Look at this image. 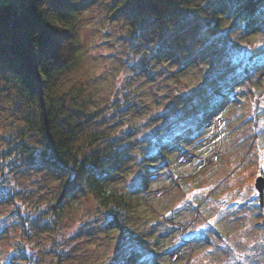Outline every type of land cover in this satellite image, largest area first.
<instances>
[{
  "label": "rangeland",
  "instance_id": "374dc122",
  "mask_svg": "<svg viewBox=\"0 0 264 264\" xmlns=\"http://www.w3.org/2000/svg\"><path fill=\"white\" fill-rule=\"evenodd\" d=\"M79 1L74 18L81 61L59 76L55 96L83 104L78 120L98 111L88 127L108 131L114 143L125 139L129 126L137 143L152 130L179 133L181 149L168 147L169 161L157 155L148 188L136 192L141 216L161 220L143 227L134 221L131 230L107 227L110 216L83 190L55 215L50 202L63 176L24 163L21 144L38 151L39 137L22 135L26 98L1 73L0 258L11 261L9 248L12 261L22 263V246L29 264H118L153 233L159 251L140 256L138 261L151 256L145 264H264V197L260 205L255 187L264 175V70L257 66L243 82L229 85L250 54L264 57V15L255 30L228 33L225 19L208 35L207 23L224 14L212 0H145L137 17L134 7L129 17L115 13L113 0ZM222 86L233 97L193 135L192 123L179 116L190 118L187 104L215 100L212 91ZM139 180L132 168L114 185L125 192ZM14 205L27 214L29 235L8 213Z\"/></svg>",
  "mask_w": 264,
  "mask_h": 264
},
{
  "label": "trees",
  "instance_id": "16d2710c",
  "mask_svg": "<svg viewBox=\"0 0 264 264\" xmlns=\"http://www.w3.org/2000/svg\"><path fill=\"white\" fill-rule=\"evenodd\" d=\"M144 1L113 0L114 12L129 17L134 7L137 9L134 17L140 16V6ZM79 2L0 0V74L10 75L26 98L27 111L22 135H37L40 141L38 151L35 146L21 144L25 153L24 163L29 167L44 166L61 172L60 186L50 202L55 215L62 212L63 205L76 191L83 190L110 216L107 227L131 230L135 226L134 221L141 227L150 220L157 219L159 222L160 217L141 216V195L136 192L148 188V181L156 168L153 160L157 155L169 161L168 147L181 149L176 138L179 133L163 135L161 130H152L146 133L147 138L137 143L130 134L135 128L129 126L124 132L125 139L114 143L109 139L108 131L88 127L89 122L99 116L98 111H92L90 116L78 120L75 114L84 109L83 104L71 99V105H68L61 96H55L59 90V76L81 61L79 29L74 18ZM211 4H216L215 9L224 14H220L215 23H207L205 32L208 35L217 32L225 19L229 23L228 33L239 29L245 33L255 30L260 26L259 17L264 15V0H212ZM158 18L153 15V20ZM257 66L264 70V57L259 59L250 54L243 68L236 69L231 75L229 85L243 82ZM212 92L216 101H194L187 104L193 115L190 118L179 116L183 123H192V132L196 133L214 109L233 97L224 86ZM106 141L107 145L102 146ZM132 168L137 169L140 180L134 183L130 191L119 190L114 181L130 173ZM188 181L193 184L195 176ZM8 213L16 217L24 234L29 235V219L20 205H14ZM127 219L132 224L129 221L127 224ZM8 233L11 234V231ZM144 239L145 242L138 241L139 246L118 264H145L151 256L138 261L140 256L145 253L155 256L159 251L158 234L149 233ZM151 239L153 243L149 246ZM19 248L22 250V263L29 264L31 258L26 249L22 246ZM11 253L12 250L8 248L6 259L11 261L4 263L0 258V264H22L12 261Z\"/></svg>",
  "mask_w": 264,
  "mask_h": 264
},
{
  "label": "water",
  "instance_id": "95a60500",
  "mask_svg": "<svg viewBox=\"0 0 264 264\" xmlns=\"http://www.w3.org/2000/svg\"><path fill=\"white\" fill-rule=\"evenodd\" d=\"M255 187L259 192L260 203L262 205L263 204V197H264V175H258L256 177Z\"/></svg>",
  "mask_w": 264,
  "mask_h": 264
},
{
  "label": "built area",
  "instance_id": "2783aa9c",
  "mask_svg": "<svg viewBox=\"0 0 264 264\" xmlns=\"http://www.w3.org/2000/svg\"><path fill=\"white\" fill-rule=\"evenodd\" d=\"M7 1H12V0H7Z\"/></svg>",
  "mask_w": 264,
  "mask_h": 264
}]
</instances>
